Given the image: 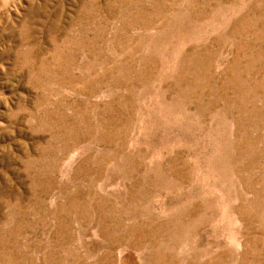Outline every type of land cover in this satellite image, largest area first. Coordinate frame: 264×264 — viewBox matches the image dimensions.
<instances>
[{
    "label": "rangeland",
    "instance_id": "rangeland-1",
    "mask_svg": "<svg viewBox=\"0 0 264 264\" xmlns=\"http://www.w3.org/2000/svg\"><path fill=\"white\" fill-rule=\"evenodd\" d=\"M0 264H264V0H0Z\"/></svg>",
    "mask_w": 264,
    "mask_h": 264
}]
</instances>
